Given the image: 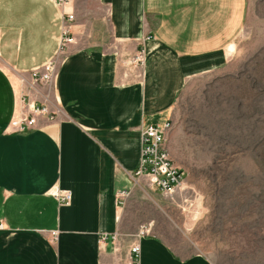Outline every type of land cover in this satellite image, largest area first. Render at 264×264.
I'll use <instances>...</instances> for the list:
<instances>
[{
  "label": "crops",
  "instance_id": "0c3cea01",
  "mask_svg": "<svg viewBox=\"0 0 264 264\" xmlns=\"http://www.w3.org/2000/svg\"><path fill=\"white\" fill-rule=\"evenodd\" d=\"M248 0H0V264H212L148 233L126 238L141 130L187 81L226 63ZM74 42L61 50L64 13ZM144 43L146 60L131 59ZM56 60L49 84L32 72ZM55 119L16 131L22 98ZM57 189L72 198L60 203ZM128 191L124 203L120 195Z\"/></svg>",
  "mask_w": 264,
  "mask_h": 264
},
{
  "label": "rangeland",
  "instance_id": "374dc122",
  "mask_svg": "<svg viewBox=\"0 0 264 264\" xmlns=\"http://www.w3.org/2000/svg\"><path fill=\"white\" fill-rule=\"evenodd\" d=\"M233 53L177 95L166 146L183 184L166 195L139 179L124 203L126 238L148 225L180 257L264 264V0H248Z\"/></svg>",
  "mask_w": 264,
  "mask_h": 264
},
{
  "label": "built area",
  "instance_id": "2783aa9c",
  "mask_svg": "<svg viewBox=\"0 0 264 264\" xmlns=\"http://www.w3.org/2000/svg\"><path fill=\"white\" fill-rule=\"evenodd\" d=\"M71 0H56L59 6L64 7ZM63 31L61 37V50L65 49L69 44L74 42L69 24L65 21L74 19L73 13H64ZM151 36L147 35L142 39L141 47L137 50L131 62L137 66H143L146 60V52L144 43L150 40ZM56 60L48 62L42 69H37L32 72V78L35 82L49 84L52 82L56 74ZM22 108L19 115L13 120L12 124L16 131L24 132L33 128L37 123V117L47 116L53 120L56 113H53L47 106L39 105L30 99L22 98ZM171 129L170 120L164 121L161 124H148L142 127L141 130V158L138 169L134 173L137 183L141 178H148L156 188L166 194L172 195L180 188L184 181V171L179 168L168 149L167 139ZM53 195L60 203H68L72 198L70 190L57 189ZM128 191H123L120 195L121 204L124 203V198L127 197ZM0 227L2 224L0 223ZM151 227L143 225L139 237L150 233ZM135 262L138 264V256L140 253V245L135 244L131 248Z\"/></svg>",
  "mask_w": 264,
  "mask_h": 264
}]
</instances>
